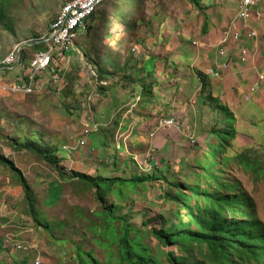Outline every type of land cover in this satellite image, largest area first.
Returning <instances> with one entry per match:
<instances>
[{
	"label": "rangeland",
	"instance_id": "rangeland-1",
	"mask_svg": "<svg viewBox=\"0 0 264 264\" xmlns=\"http://www.w3.org/2000/svg\"><path fill=\"white\" fill-rule=\"evenodd\" d=\"M66 1L0 0V60L16 44L45 34ZM260 5L261 49L264 0ZM234 9L231 0H201V7L193 0H107L76 49L53 65H59V86L44 74L42 89L33 95L0 94V264H33L37 258L40 264H80L86 254L99 264H120L122 251L113 238L124 226L132 229L128 239L138 237L160 264H171L169 254L188 264H212L204 245L165 244L153 234L180 224L195 231L191 216L207 218L215 208L212 196L224 209L220 218L259 220L264 234V113L253 121L252 132L236 122V139L221 142L212 136L216 124L209 105L226 102V95H208L201 105L200 86L192 83L210 66L204 22L209 31L210 24L222 31ZM33 47L26 46V56ZM14 71L0 79L25 74L19 67ZM146 86L153 93L143 89L140 95ZM167 115L182 128L169 130L163 148L149 134ZM85 125L90 133L81 145ZM184 131L194 133L193 144ZM3 160L21 171L35 198L33 212ZM97 177L138 182L117 181L112 188L104 182L108 194L102 204L90 180ZM236 260L257 264L243 256Z\"/></svg>",
	"mask_w": 264,
	"mask_h": 264
},
{
	"label": "built area",
	"instance_id": "built-area-1",
	"mask_svg": "<svg viewBox=\"0 0 264 264\" xmlns=\"http://www.w3.org/2000/svg\"><path fill=\"white\" fill-rule=\"evenodd\" d=\"M105 1L107 0H67L61 6L45 34L27 42L16 44L6 58L0 60V77L7 72H15L14 70L18 67L25 74L15 81L9 82L0 79V94L33 95L42 89L40 84L44 82L41 80L44 74H49V82L52 86H59L62 81L57 71L58 66L67 59V52L76 49L78 38L87 34L91 21L97 14L98 7ZM231 2L235 7V15L229 24L223 28L219 42L215 45V52L218 57L226 59L229 55L230 46L238 45V61L241 64H246L250 57L249 47L246 43L259 38V22L263 16V11L260 0H231ZM36 45H40L41 49L33 51L28 65H25L26 46ZM134 51L140 52L136 47ZM57 62L59 65L54 68L53 65ZM228 64L229 62L225 60L221 64V68L228 67ZM208 73L212 77L218 76L217 71L213 68ZM263 81L264 74L258 75L257 82L249 87V93L255 92L259 83ZM249 98L250 95L247 94L243 97V101H248ZM165 128L180 130L182 125L174 115L161 116L154 124L153 130L149 134L150 138ZM89 133L90 129L85 125L81 145L85 143L84 139ZM189 139L191 144L195 142L192 136ZM153 149L151 151H154ZM18 248L20 249V246ZM33 264H40L39 259H35Z\"/></svg>",
	"mask_w": 264,
	"mask_h": 264
},
{
	"label": "trees",
	"instance_id": "trees-1",
	"mask_svg": "<svg viewBox=\"0 0 264 264\" xmlns=\"http://www.w3.org/2000/svg\"><path fill=\"white\" fill-rule=\"evenodd\" d=\"M193 3H195L198 7H201V0H193ZM91 29L92 25L88 28V32ZM208 31L209 24L204 22L202 26V32L206 34ZM262 38L264 40V34ZM40 49V45L33 47L34 51ZM30 58L31 57L29 55H25V65H28ZM57 71L60 73L58 68ZM204 77L206 78L204 75L199 76L201 80V95L205 94L206 92L205 88L207 86V81ZM143 89H146L147 94L149 95L153 93L151 88L146 86L139 88L140 95ZM209 108L211 114H213V125L216 124L215 129L212 131V136L214 138L217 137L221 142H224L225 140H235L237 136V128L234 126L236 119L233 112L226 105H223L217 100L211 102ZM43 157L50 163H54L55 168L61 172L60 165L58 162L52 161L53 159L50 157V155H44ZM3 161L18 176L19 181L21 182V185L24 189L25 200L27 201L30 211L33 212L35 210V198L26 181L22 177L21 171L17 169L15 165L9 160ZM81 177L83 178V176ZM90 180L94 185L96 196L102 204L105 203V197L108 194V190L103 189L101 186L104 182H108L109 188L115 186L117 181H121V184L127 185H133L138 182V180L104 177H97L94 179L90 178ZM141 181L143 180H140V182ZM197 193L198 191H196V194ZM205 199L206 201H209L210 196L206 194ZM229 201L233 202L231 199H229ZM209 203H211L210 207L213 206L215 208L209 211V216L207 218L198 220L197 216H191V220L194 218L195 221H197V228L195 231L186 229L180 224L181 228L176 229L177 226H175V228L170 230V232H166L162 229L159 231H154L153 234L155 235V238L165 244L176 243L178 245L187 246L189 243L195 242L200 245H204L208 252V257L212 261V264H241L236 259H239L242 256L257 264H264V234L261 222L259 220L255 222H227L225 218H220V216H223L222 213L224 209L222 208V205L217 207L219 203L214 199L213 196L211 197V201ZM227 207H229V204ZM124 227L125 228L122 231L123 233L118 235L117 238H113V241L118 239L119 249L122 251L121 258L118 260L120 264H160L156 258L151 257L147 253L145 247L140 244L138 237H135L132 241L128 239V231L132 229H129L128 226ZM105 233L109 234L108 236H111V234L113 237L116 236L114 231L111 232V234L107 231ZM86 256V259L80 258V264H99L92 258L90 254H86ZM168 258L171 264H188L186 259L183 257L176 258L174 255L169 254Z\"/></svg>",
	"mask_w": 264,
	"mask_h": 264
},
{
	"label": "crops",
	"instance_id": "crops-1",
	"mask_svg": "<svg viewBox=\"0 0 264 264\" xmlns=\"http://www.w3.org/2000/svg\"><path fill=\"white\" fill-rule=\"evenodd\" d=\"M221 32L213 25H211V30L208 32L207 42L203 43L205 47L204 51L208 54L210 59V66L206 69L204 74L206 75V81L208 86V92H205L202 96L197 94V102L202 105L210 95L212 99L217 97L222 98V95H226V102H222L226 105L234 114L236 122H240L246 131L252 132L251 125L253 121H256L260 113H264V81L259 83V87L252 94L249 93V87L251 84L257 82L258 75L264 74V43L261 45V49L258 45V39L253 41H248L246 44L249 47V59L246 64H241L238 61L239 56V46L233 45L229 48V55L226 59H222L217 56L215 52V45L219 42L221 37ZM203 52V50H202ZM198 59V57H197ZM227 60L229 66L226 68H221V64ZM213 68L217 71L218 76L212 77L209 75L208 71ZM200 70L204 71L202 67ZM192 83L199 85V91L201 89V80L198 76L192 78ZM224 91V92H221ZM250 95L248 101H243L245 95ZM196 100L191 99V106L194 112L197 105L195 106ZM131 111V110H130ZM255 119V120H254ZM169 130L172 128L162 129L151 139H154L156 145H161L163 148L167 146V135H169ZM191 135L186 134L184 131L182 135L189 139ZM238 136V131H237ZM167 137V138H166ZM264 139V137H263ZM264 147V142L261 145Z\"/></svg>",
	"mask_w": 264,
	"mask_h": 264
}]
</instances>
